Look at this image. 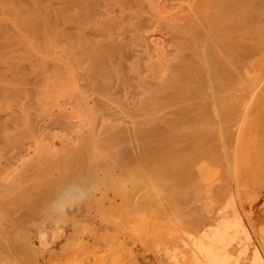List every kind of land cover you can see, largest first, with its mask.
<instances>
[{
  "label": "rangeland",
  "instance_id": "rangeland-1",
  "mask_svg": "<svg viewBox=\"0 0 264 264\" xmlns=\"http://www.w3.org/2000/svg\"><path fill=\"white\" fill-rule=\"evenodd\" d=\"M61 1L0 0V264H161L158 239L149 240L146 230L155 237L161 227L163 233L174 228V201L167 197L166 204L173 203L163 205L166 194L155 191L151 205L152 190H144L140 169L132 167L138 165L125 164V156L157 128L202 126L198 102L193 114L182 116L192 111L185 106L178 117L162 99L168 89L180 90L184 104L204 97L201 47L195 56L188 51L186 59L197 60V67L187 63L192 70L185 76V68H177L187 52L177 58L184 32L172 34L175 39L158 27L163 15L173 21L185 13L179 20L187 21L194 0H110V31L149 37V51L133 37L108 51L90 40L67 45ZM198 1L223 11L239 6L238 0ZM122 52L138 56L115 57ZM129 166L137 172L133 178ZM80 185L82 191L66 194ZM164 206L172 210V225H165Z\"/></svg>",
  "mask_w": 264,
  "mask_h": 264
},
{
  "label": "bare ground",
  "instance_id": "bare-ground-1",
  "mask_svg": "<svg viewBox=\"0 0 264 264\" xmlns=\"http://www.w3.org/2000/svg\"><path fill=\"white\" fill-rule=\"evenodd\" d=\"M93 1H61L63 40L67 45L80 46L83 41L90 40L89 43L102 46L108 51L121 49L122 43L133 37L139 39L138 43L144 45L146 51L154 48L147 36L136 37L135 32L123 28L116 33L110 31L115 26L109 13L110 0ZM124 1L130 3L132 0ZM221 1L223 0H218ZM238 2L236 11H223L222 7L211 9L194 0L188 7L190 11L193 10V15L189 13L188 18H185L187 21H183L185 13L184 17L180 13L182 21L177 17L172 23L173 17L170 20L163 15L159 19L161 23L157 22L160 32L170 31L171 35L184 32L179 36L181 42L178 40L177 43H183L182 38L187 34L184 40L187 43L183 45L189 49L178 43L181 50L177 58L180 59L181 53L187 51V54L182 55L186 56L184 64L188 63L194 67L193 70L197 67V60H192L195 64L191 59L188 61V51L195 56L201 50L205 84L204 99L201 98L203 101L200 98L199 101L196 100L199 95H195V98V93H189L193 95L187 98L193 96L195 101L191 97L184 104L181 101L186 96L178 89L172 91V95L168 93L170 89L162 95V99L166 101L164 102L171 106L168 110L171 115H177L178 111L186 114L181 110L188 107L192 111L182 116H190L193 109L198 110L202 106V126H183L184 129L182 126L170 127L173 130H168L167 127L164 129L163 126L164 131L157 128L155 135L153 132V136L151 133L147 140L131 145L133 147L129 153L124 149L129 154L125 156V160L128 157L130 159L125 164L130 162L139 166L132 167L140 169L138 181L140 180L144 190H152L150 192L156 197H159L156 192L166 194L163 205L168 198L174 201V205L171 204L174 208L170 206L172 201L166 204L170 209H175L173 212L177 211L176 214L173 213L176 216L172 217L174 228L169 226L170 229H165L167 232L163 233L161 225V230L156 225L158 231L155 237L152 235L156 233L149 234L152 233L150 228L146 230L150 231L147 235L150 236L149 240L158 239L157 247L155 246L158 248V256L156 255L155 261L159 262V257L161 264H264V0ZM167 35L161 36L163 39L171 37ZM176 37L174 38L177 39ZM152 39L156 44L155 38ZM175 39L173 42L168 40L170 44L174 43L172 46L176 43ZM198 47H201L199 51ZM175 51L172 52L174 55ZM129 55L137 57L138 53L122 52L115 57ZM151 55L153 56L150 53ZM181 62L177 63V68L182 71L185 68V73L188 68L192 70L189 65L183 67ZM176 91L181 96H176ZM167 94L169 95L166 97ZM176 102L181 103L172 106ZM195 104L200 107L194 108ZM166 131L171 135L168 136ZM130 166L128 175L133 178L136 171ZM200 176L206 179L202 178L205 184L201 189L199 185L203 183L200 181L198 185L197 182L198 178L201 179ZM81 186L70 187L66 194H72L77 189L82 191ZM151 201L149 203L152 205L154 198ZM156 204L155 200L153 206ZM157 208L161 207L156 205V212ZM169 208H165L163 217L169 215ZM163 212L162 210V214ZM166 221L165 225L174 224L170 223V215L168 220L166 217ZM146 222L144 226L148 225ZM145 235L142 236L147 237ZM144 242L142 246H145Z\"/></svg>",
  "mask_w": 264,
  "mask_h": 264
}]
</instances>
